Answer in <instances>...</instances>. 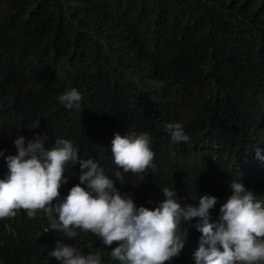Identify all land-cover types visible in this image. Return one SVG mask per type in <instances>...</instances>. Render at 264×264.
Here are the masks:
<instances>
[{
    "label": "trees",
    "instance_id": "trees-1",
    "mask_svg": "<svg viewBox=\"0 0 264 264\" xmlns=\"http://www.w3.org/2000/svg\"><path fill=\"white\" fill-rule=\"evenodd\" d=\"M72 88L82 101L69 109L59 96ZM176 123L187 143L172 141ZM37 133L48 148L71 141L111 179L121 172L116 187L137 207H157L164 187L182 205L209 194L215 221L240 179L264 200V0H0V179L14 139ZM117 133L149 134L154 168L143 181L115 165ZM80 171L69 167L61 199ZM198 219L182 221L184 247L165 264H196ZM58 241L119 264L94 234L68 239L23 210L0 219V264H61L49 255Z\"/></svg>",
    "mask_w": 264,
    "mask_h": 264
},
{
    "label": "clouds",
    "instance_id": "clouds-1",
    "mask_svg": "<svg viewBox=\"0 0 264 264\" xmlns=\"http://www.w3.org/2000/svg\"><path fill=\"white\" fill-rule=\"evenodd\" d=\"M59 101L69 109L79 108L82 96L72 88L61 94ZM39 126L37 120L27 128ZM167 128L173 142L189 141L181 124ZM46 140L38 133L32 139L24 135L14 139L17 153L5 158L9 174L0 179V219L14 218L21 210L30 219L43 213L52 230L63 231L68 239L77 236V229L94 234L119 264H165L184 247L188 231L182 221L199 218L195 225L201 233L194 252L196 264H264V200L241 179L228 182L232 194L220 206L215 221L210 209L216 206L217 197L209 194L196 198L195 204L182 205L175 188L164 187V199L157 207H137L131 196L116 187L117 181L125 184L121 172H114L115 179H111L93 159L81 158L71 141L57 138L55 146L48 148ZM150 145L148 133L115 134L111 148L115 165L143 181L154 168L155 153ZM256 155L260 158L259 148ZM77 163L80 183L61 199L65 173ZM49 255L61 264H102L100 254L85 253L83 248L62 241Z\"/></svg>",
    "mask_w": 264,
    "mask_h": 264
}]
</instances>
